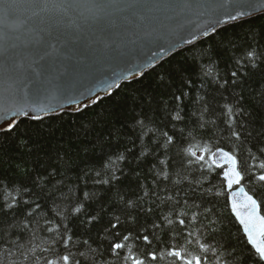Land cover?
Returning a JSON list of instances; mask_svg holds the SVG:
<instances>
[{"label":"snow or ice","instance_id":"snow-or-ice-1","mask_svg":"<svg viewBox=\"0 0 264 264\" xmlns=\"http://www.w3.org/2000/svg\"><path fill=\"white\" fill-rule=\"evenodd\" d=\"M203 7L206 6L189 0H0V69L3 70L5 80L10 81L0 97V153L18 154L15 168L21 173L22 179L19 183L23 191L30 195L35 194L38 199L52 201L53 204L58 199L71 200L75 192L69 189L70 194H66L63 179L56 178L80 168V164L72 158L73 152L80 159L81 152H94L98 146L103 149L105 143L110 145L113 136L123 143V128L128 125L133 130L140 129L137 136L139 139L144 134L146 121L155 124L159 119L163 127L174 121L181 122L184 119L181 114L184 111L183 106L192 99L191 92L197 82L201 85L212 83L217 86L216 90L231 89L235 94V104H225L224 114L227 116L226 122L231 129V136L240 139L241 132L237 127L244 129L247 121H242L237 126L232 118L241 116L252 120L254 115L264 113V33L249 28L241 36L230 31L228 25L240 22L258 9L264 10V3H256L255 0H235V14L225 12V19H215L198 33L190 31V39L181 37L185 48L177 51L176 55H172V51L176 49L175 43H171L168 49L161 44L158 46L159 51L149 48L151 60L143 65L145 71L129 72L128 76H121L120 79L129 85L124 89H121L120 83L110 84L106 92L107 102L94 118L88 119L83 113L87 108L101 103L104 98L91 94L88 102L82 103L73 95V59L90 54H95L100 59H116L128 45L146 47L151 44L162 29L169 32L188 30L183 14ZM207 7L223 8L224 5ZM242 8L249 11L240 10ZM80 42H83L82 46L77 47ZM147 70L152 71L155 87L159 89L160 103L155 108H152L151 103L153 93L148 92L145 96L144 91L133 84L134 80L139 83ZM29 83L32 85L33 97L38 98L44 92H54L74 107L66 110L64 104L52 107L50 104L35 102L29 106L28 98L24 94V87ZM250 83H255L258 91L250 92L247 88ZM145 108L152 112V117L147 115ZM68 115L74 117L66 129L68 147L57 152L54 158L56 163L53 164V157L46 150L45 143H50L56 137L57 129L51 127L52 118L58 119L63 125L66 122L65 116ZM98 125L111 126L112 131L109 132L107 141L98 130ZM172 126L175 127L174 124ZM261 128L264 129V124H261ZM153 135L156 137L154 152L161 149L167 152L175 143V133L170 135L157 128ZM248 135L252 133L248 132ZM64 136L65 132H61L60 143H63ZM259 150L264 152V147ZM204 151L207 152L208 149L205 148ZM186 152L196 157L197 162H204L202 167L206 166L209 171L213 163L220 167L215 160L216 153H213L212 163H208L204 155L197 156L190 149ZM216 152L228 164L223 170L222 179L225 187L232 189L244 179L237 157L221 148H217ZM125 153L132 154L131 148H125L124 152L117 154L116 161H127ZM144 155L146 153L141 151V157ZM29 160L32 161V167H28ZM82 163L85 167L77 174V186L83 180L86 188L92 169L87 167V160H82ZM114 163L112 156L108 155L101 167L107 179L102 182L93 181L106 186L104 195L109 201L107 208L104 207L103 199H96V193L79 188L83 199L76 196V206L72 209L74 213H81L88 201L101 205L96 215L88 214V224L102 223L104 215L111 212L118 201L122 202L121 210L124 212L138 207L133 201L125 200L120 185L121 177L126 174L122 169L114 168ZM159 163L163 165L166 161L160 160ZM62 168L64 171H61ZM260 168L264 170V164ZM161 174L165 179L168 178L166 172L157 175ZM96 175H100V172ZM249 179L264 186V171L259 175L253 174ZM195 191L193 189V193ZM200 195L205 193L200 192ZM12 200L14 203L5 201L0 205V227L9 212L14 211L20 203L15 197ZM228 202L243 226L247 244L251 248L247 252H237L234 250L235 246L228 243L217 248L198 241L199 247L205 252L211 249L213 256L217 257L216 264H264V216L258 213L256 199L240 188L237 192L228 194ZM24 203L29 205V210L22 213L26 217H32L35 210L41 207L38 202L34 208L28 201ZM88 206L91 207V204ZM115 219L116 223L111 219L107 221L112 229L120 223L119 216ZM179 223L183 225L184 221L180 220ZM30 224V220L21 224L8 222L10 227L19 228L21 232L28 230ZM67 231L65 227V232ZM142 238L145 243H150L147 235ZM123 239L127 241L129 236L125 235ZM71 242L70 235L61 238L65 250H68ZM84 243L87 244V241ZM124 246L122 243H112L110 251L113 256H118L119 250ZM221 252L224 255H220ZM168 254L181 260V264H205L199 256H189L180 251ZM79 255L85 257L84 252ZM149 256L153 261L157 259L155 254L149 253ZM45 264H81V261L75 259V254L71 252L55 253V258L46 259ZM132 264H144V261L135 259Z\"/></svg>","mask_w":264,"mask_h":264},{"label":"trees","instance_id":"trees-1","mask_svg":"<svg viewBox=\"0 0 264 264\" xmlns=\"http://www.w3.org/2000/svg\"><path fill=\"white\" fill-rule=\"evenodd\" d=\"M228 27L230 31L241 36L249 28L264 33V13L243 19L238 23H231ZM177 51L172 55H176ZM221 75H223L222 70ZM120 84L121 89L129 87L125 82ZM133 84L142 89L145 96L148 92L153 93L152 108L160 103L159 89L155 87V77L151 70L146 71L139 83L134 80ZM216 87L212 83L201 85L197 82L191 92L192 99L183 106L184 111L181 114L184 119L181 122H172L174 128L172 124L163 127L159 119L155 124L146 121L144 134L138 139L140 129L133 130L131 125H128L123 128L125 133L122 138L123 143L113 136L110 145L105 143L103 149L98 146L94 152H81L80 159H77L73 152L72 158L80 164V168L65 172L63 177L56 178L63 179L66 194H70L69 189L75 192L71 200L58 199L53 204L52 201L38 199L35 194L30 195L23 191L19 183L22 179L21 173L15 168L18 154L0 153V205L5 201L14 203L13 197L20 201L17 208L9 212L3 226L0 227V262L45 264L46 259L55 258V253L71 252L81 264H105V262L132 264L135 259L144 261V264H181V260L168 254L180 251L189 256L202 257L205 264H216L217 257L213 256L211 249L207 252L203 251L198 241L217 248L223 243H228L234 245V250L237 252L241 250L247 252L251 246L247 244V239L230 210L228 192L222 179L223 167H217L213 163L209 171L206 166L202 167L204 162H197L196 157L188 155L186 150L190 149L197 156L204 155L208 163H212L211 155L217 148L226 149L235 155L244 175L242 184L256 198L264 215V186L254 179H249L253 174L259 175L264 171L260 168V165L264 164V152L259 150L260 147H264V129L261 128V124H264V113L259 116L254 115L252 120L234 116L232 119L237 126L242 121L247 123L244 129L237 127L241 132L240 139L231 136V129L226 122L227 116L224 114L226 111L224 105L235 104L236 97L231 89L216 90ZM247 88L253 93L258 91L255 83H250ZM102 98L104 99L101 103L85 110L83 115L86 118L92 119L96 113L103 110L107 98L106 96ZM145 111L149 117H152V112L147 108ZM72 119L74 117L70 115L65 116L66 122L61 125L58 119L52 118L51 127L57 129L56 137L50 143H45L46 150L53 157L51 161L53 164L56 163L54 158L57 152H60L61 148L68 147L66 129ZM117 127L120 125L117 124ZM97 128L107 141L109 132L112 131L111 126L98 125ZM157 128L167 131L170 135L175 133V143L167 152L163 149L159 152L153 151L156 138L153 133ZM149 129L152 131H148ZM61 132H65L63 143L59 142ZM248 132L252 135H248ZM125 148H131L132 154L125 153L127 161H116V155L124 152ZM205 148L208 149L207 152L204 151ZM141 151L146 155L141 157ZM108 155H111L115 162L113 167L122 169L126 174L121 177L120 185L125 200L133 201L138 207L124 212L121 210L122 202L118 201L117 206L104 215L102 223L88 224L86 223L88 214L96 215L101 208L100 204L88 201L81 213H74L72 209L76 206V196L83 199L79 188H84L89 193H96V199H103L105 208L109 206L108 198L104 195L106 186L93 182L107 179L101 167ZM82 160H87V167L92 169L91 179L88 180L86 188L83 180H80L77 186V174L85 167ZM160 160H165L166 164H160ZM189 161L192 163L190 164ZM28 167H32L30 160ZM61 171L64 169L62 168ZM97 172H100V175L97 176ZM165 172L168 174L167 179L162 174L157 175ZM193 189L196 190L195 193ZM200 192H204L205 195L201 196ZM25 201H28L32 208L37 202L41 204L32 217L22 214L29 210V205L25 204ZM89 204L91 207L88 206ZM116 216H119L120 223L112 229L107 225V221L111 219L116 223ZM25 220H30L31 224L24 232L8 225L9 221L13 224H21ZM180 220L184 221L183 225L179 223ZM65 227L68 229L67 233ZM50 228L53 231H48ZM117 232L119 235H116ZM65 235L72 236L68 250H65L61 243V238ZM125 235L129 236V240L123 239ZM144 235L149 237L150 243L143 241ZM85 240L87 244L84 243ZM112 243L125 245L119 250L118 256H113L110 251ZM45 249L49 251H44ZM80 252H84L85 257H81ZM149 253L155 254L157 259L153 261ZM220 255L224 253L221 252Z\"/></svg>","mask_w":264,"mask_h":264},{"label":"water","instance_id":"water-1","mask_svg":"<svg viewBox=\"0 0 264 264\" xmlns=\"http://www.w3.org/2000/svg\"><path fill=\"white\" fill-rule=\"evenodd\" d=\"M189 2L199 3L205 5L206 7L194 9L183 14L184 19L187 22L188 30L169 32L166 29H162L151 44L147 45L146 47L143 45H128L126 48L121 50L122 55L116 59H100L96 57L95 54L73 59L71 61V64L75 67V71L71 73L73 95H76L77 99H79L82 103H87L91 94H95V96L102 98L106 96V92L110 84L124 82L120 79L121 76H128L129 72L136 73L139 71H145V67L143 65H145L147 60H151L149 48H151L153 51H159V45L163 44L164 48L168 49L171 43H175L176 49L172 51L173 53L185 47L181 37L190 39V31H195L198 33L202 27L206 26L215 19H225V12H232L235 14V0H189ZM255 2L264 3V0H255ZM212 5H224V7H216L214 9L207 7ZM240 10L245 12L249 11L247 8H242ZM261 13H264V10L258 9L257 11L252 12L251 16H245L243 19H247ZM166 23L170 24V22ZM21 39H23V37H21ZM82 44L83 42L78 43L77 47H81ZM165 55L167 56V52ZM0 63H2V58H0ZM9 83L10 81L5 80L3 70L0 69V97L3 96L4 89L8 87ZM31 87L32 85L30 83L24 87V94L28 98L29 106L35 102L41 104H50L52 107H58L59 104H64L66 110L74 107L72 105H68L67 101L63 97L54 92H44L38 98L33 97L31 93ZM81 93H83V95H81ZM216 150L214 152L216 153V163L221 166L226 165L228 167V164L224 160L220 159L219 153H217ZM234 186L235 188L227 189L228 194L231 192H237L240 188H243L245 192L251 195L241 183ZM229 205L231 209V204L229 203ZM258 213L261 216H264L261 214L259 207ZM232 214L236 218L233 212ZM240 226L243 231V226L241 224Z\"/></svg>","mask_w":264,"mask_h":264}]
</instances>
